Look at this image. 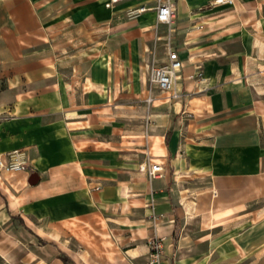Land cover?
<instances>
[{
    "label": "crops",
    "instance_id": "obj_1",
    "mask_svg": "<svg viewBox=\"0 0 264 264\" xmlns=\"http://www.w3.org/2000/svg\"><path fill=\"white\" fill-rule=\"evenodd\" d=\"M107 2L0 0V259L13 230L29 246L51 231L64 252L80 222L113 237L101 264H145L155 237L160 264H264V0H177L180 97L155 96L146 140L134 110L130 143L119 103L135 108L146 51L165 62L169 38L154 11L127 14L151 0ZM145 152L164 169L153 180Z\"/></svg>",
    "mask_w": 264,
    "mask_h": 264
},
{
    "label": "rangeland",
    "instance_id": "obj_2",
    "mask_svg": "<svg viewBox=\"0 0 264 264\" xmlns=\"http://www.w3.org/2000/svg\"><path fill=\"white\" fill-rule=\"evenodd\" d=\"M162 27L163 25L156 24L154 30L156 32L159 31L163 33L165 36H168L169 28L167 26H164L165 29H163ZM173 35L174 33L172 34V36ZM168 42L169 41L166 39L164 44L165 53L167 52ZM171 43L174 46V43L172 41ZM146 52L149 53L150 59L148 60L146 68L142 75V80L145 84L143 95L140 96L139 102L134 104L135 108H133L131 96L124 97L123 101L119 103L122 104V106L118 107L119 110L123 111V114L118 117L117 125L122 127V129L125 131L124 141L126 143L131 142V130L133 121H135L132 117L133 111L136 110L139 111L141 115H145L144 117H141V125L143 126V136L146 140L148 137V113L153 105L152 101H149L150 96H152L153 98L162 94L164 98H166V96H170V94L168 93H163L153 89L150 82L152 69L155 66L164 63V61L162 60L163 56L159 52L158 45L155 44L151 51L147 50ZM131 75L132 72L129 69L125 71L126 80H132ZM135 98L137 99V97ZM109 118H113V116L110 115ZM155 140L157 145L158 139ZM144 154L145 160L141 164L149 162V159L147 158V152H145ZM141 164L139 165L138 170L140 173L147 176L145 172H142L140 170ZM102 226L104 229L102 230V232H100L99 224L84 225L83 223L77 222L75 225H72L73 230L68 231L69 229H67V232H63V236L61 238L62 240L60 241V243H57L61 244L60 246L63 250H65V253L58 250V246L54 243V240H57V235H53L51 231H47L43 235V238L41 237V239H36L37 245L29 246L27 242H23L26 241L24 240L26 238L24 233H19L18 231L13 230L11 244V264H35V260L37 259V257L41 256L46 259L45 264H52V260L55 257H62L66 254H69L68 256H72L73 258H75L79 262V264H101L99 261L101 260L102 256H112L114 254V243L112 241L113 237L108 234L107 227L104 224ZM31 235L32 233L29 231L28 237H31ZM16 239H21L23 244L15 241ZM25 261L27 262L25 263ZM0 264L9 263L0 259Z\"/></svg>",
    "mask_w": 264,
    "mask_h": 264
},
{
    "label": "built area",
    "instance_id": "obj_3",
    "mask_svg": "<svg viewBox=\"0 0 264 264\" xmlns=\"http://www.w3.org/2000/svg\"><path fill=\"white\" fill-rule=\"evenodd\" d=\"M127 0H108L106 3L107 8H113L114 6L125 2ZM153 4H141L133 7L127 11L130 18H136L139 15L155 12L156 24L167 26L169 29V42L167 43V57L166 61L152 69L150 82L152 88L163 93L170 94V98H178L180 94L176 91V84L180 77V73L183 69V62L179 57L177 50L171 43L172 34L175 32V20H176V2L177 0H151ZM234 0H216V4H233ZM149 101H153V97L150 96ZM16 154H13L14 157ZM1 164V162H0ZM25 165L22 162L14 161L8 168L17 170L24 168ZM140 170L145 172L150 180L158 178L162 175L164 169L159 163L149 161L143 163L140 166ZM150 253L149 258L145 264H160L164 253L163 239L159 237L151 238L149 240Z\"/></svg>",
    "mask_w": 264,
    "mask_h": 264
},
{
    "label": "trees",
    "instance_id": "obj_4",
    "mask_svg": "<svg viewBox=\"0 0 264 264\" xmlns=\"http://www.w3.org/2000/svg\"><path fill=\"white\" fill-rule=\"evenodd\" d=\"M60 259L62 260V262L64 264H73V261L71 260V258L67 255H63L62 257H60Z\"/></svg>",
    "mask_w": 264,
    "mask_h": 264
},
{
    "label": "water",
    "instance_id": "obj_5",
    "mask_svg": "<svg viewBox=\"0 0 264 264\" xmlns=\"http://www.w3.org/2000/svg\"><path fill=\"white\" fill-rule=\"evenodd\" d=\"M38 181H39V177H38L36 174H34V175L31 177L29 183H30L31 185H35V184L38 183Z\"/></svg>",
    "mask_w": 264,
    "mask_h": 264
}]
</instances>
